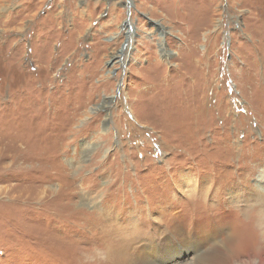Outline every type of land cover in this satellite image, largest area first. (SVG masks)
Masks as SVG:
<instances>
[{
	"label": "rangeland",
	"instance_id": "rangeland-1",
	"mask_svg": "<svg viewBox=\"0 0 264 264\" xmlns=\"http://www.w3.org/2000/svg\"><path fill=\"white\" fill-rule=\"evenodd\" d=\"M132 3L0 0V264H243L264 0Z\"/></svg>",
	"mask_w": 264,
	"mask_h": 264
},
{
	"label": "bare ground",
	"instance_id": "bare-ground-1",
	"mask_svg": "<svg viewBox=\"0 0 264 264\" xmlns=\"http://www.w3.org/2000/svg\"><path fill=\"white\" fill-rule=\"evenodd\" d=\"M262 80L264 84V79ZM261 179L264 181V174ZM258 186L260 189L255 188L247 196L249 199H254L256 205L253 207L248 221H243L244 217H239L238 227L235 232V244L231 246L233 253L227 259L228 261L235 258L236 262L245 256V260L242 261L243 264H264V230L262 229L261 231V228H259L262 225V222L260 223L261 225L259 224L261 221L259 215L264 213V185L261 182Z\"/></svg>",
	"mask_w": 264,
	"mask_h": 264
},
{
	"label": "water",
	"instance_id": "water-1",
	"mask_svg": "<svg viewBox=\"0 0 264 264\" xmlns=\"http://www.w3.org/2000/svg\"><path fill=\"white\" fill-rule=\"evenodd\" d=\"M128 6H129V9H128V16L130 17V9H131V6H133V3H132V0H128ZM128 17V21L125 22V25L127 26L128 28V35L126 37V40L123 44V48H122V53H126L128 52V54L131 53L132 49H133V42H134V35H135V29L132 25V23L130 22V18ZM119 88H118V91L119 92Z\"/></svg>",
	"mask_w": 264,
	"mask_h": 264
}]
</instances>
